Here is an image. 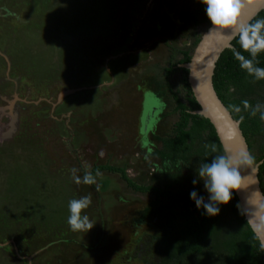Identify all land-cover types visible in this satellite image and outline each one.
<instances>
[{
  "label": "rangeland",
  "instance_id": "374dc122",
  "mask_svg": "<svg viewBox=\"0 0 264 264\" xmlns=\"http://www.w3.org/2000/svg\"><path fill=\"white\" fill-rule=\"evenodd\" d=\"M197 1L0 0V264L163 257L159 222L139 215L150 194L105 170L93 174L94 185L76 184L72 170L82 178L107 163L150 183L160 166L154 135L177 117L167 114L173 105L148 98L151 81L162 78L173 49L176 61L204 31L179 18ZM152 3L167 9L150 11ZM179 77L169 82L183 99ZM89 195L84 214L94 225L74 232L69 201Z\"/></svg>",
  "mask_w": 264,
  "mask_h": 264
},
{
  "label": "trees",
  "instance_id": "16d2710c",
  "mask_svg": "<svg viewBox=\"0 0 264 264\" xmlns=\"http://www.w3.org/2000/svg\"><path fill=\"white\" fill-rule=\"evenodd\" d=\"M197 5L185 15L180 14V21L183 25L195 27L205 24L206 29L211 23L205 11L206 5L200 0ZM261 19H264V9L249 23ZM201 35L194 32L190 48L179 50L181 58L176 61H173L176 50L173 49L168 65L162 70V78L151 81L155 85L156 99L162 106L173 105L165 113H176L177 117L168 132L154 135L159 145L152 154L158 158L160 166L155 167L157 173L151 176L150 183L139 185L126 175L124 167L107 163L95 165L91 173L95 174L97 170L117 172L134 191L154 194V198L139 211L141 220L153 217L161 229L155 246L164 255L153 264H264V250H261L259 240L241 214L234 191L230 202L219 205L220 212L214 216L207 215L203 208L198 209L190 197L195 190L205 198V202L208 201L209 194L204 185L198 187L192 181L194 178L200 180L197 174L200 163H210L213 156L224 153L210 121L194 113L199 104L188 82V69L182 66L189 61ZM236 52L251 58L240 48L235 36L231 47L225 48L218 57L212 82L219 99L232 117L240 122L249 153L255 158V163H259L258 179L264 193V119L260 118V112L251 114L258 104L264 105V80H255L241 69ZM257 60L256 66L264 68V52L258 55ZM176 72L180 75L183 99L169 82Z\"/></svg>",
  "mask_w": 264,
  "mask_h": 264
},
{
  "label": "clouds",
  "instance_id": "9594fccd",
  "mask_svg": "<svg viewBox=\"0 0 264 264\" xmlns=\"http://www.w3.org/2000/svg\"><path fill=\"white\" fill-rule=\"evenodd\" d=\"M200 2L206 5L205 11L212 25L209 32L231 29L238 37L240 48L251 57L247 58L240 52H236L235 56L240 62V68L253 76L255 80H264V68L256 66L258 55L264 52V19L257 20L255 23H243L240 20L245 6L254 4L255 0H200ZM245 106L248 107L247 101ZM236 111L239 109L237 108ZM257 112H260V118L264 119V105L258 104L252 109L251 114L256 115ZM248 168L255 170V158L246 151L233 154L225 150L223 154L213 156L210 163H200L197 174L199 179L203 180L204 188L209 196L208 201L205 202V198L193 190L190 197L196 207L203 208L209 216L219 214V205L228 204L233 198V191L244 187L241 169ZM77 171V169L72 170L76 184L94 185L96 176L100 175L99 170L96 176L90 171H85L81 178L76 175ZM192 183L195 185L198 180L194 178ZM90 204V195L69 201L70 214L67 223L72 231L87 232L93 227L94 224L89 216L84 214V210ZM248 204L250 207L241 208V214L248 216L247 224L260 241L261 250H264V193L254 192L248 199Z\"/></svg>",
  "mask_w": 264,
  "mask_h": 264
},
{
  "label": "water",
  "instance_id": "95a60500",
  "mask_svg": "<svg viewBox=\"0 0 264 264\" xmlns=\"http://www.w3.org/2000/svg\"><path fill=\"white\" fill-rule=\"evenodd\" d=\"M262 9H264V0H255L254 4L246 5L240 17L241 22L249 23ZM211 27L210 23L195 45L189 61L182 64L188 69V82L192 94L199 104V109L195 110L194 113L200 114L210 121L224 152L225 150L233 154L249 152L247 142L239 126V120L232 117L219 99L212 82L215 63L221 52L225 48L231 47L235 33L231 29L209 32ZM258 164L255 163L254 171L251 168L241 169L244 187L234 191L241 208L250 207L248 199L254 192L263 193L258 179ZM244 218L246 221L248 220L247 215H244Z\"/></svg>",
  "mask_w": 264,
  "mask_h": 264
},
{
  "label": "flooded vegetation",
  "instance_id": "af4514ba",
  "mask_svg": "<svg viewBox=\"0 0 264 264\" xmlns=\"http://www.w3.org/2000/svg\"><path fill=\"white\" fill-rule=\"evenodd\" d=\"M155 6H157V7H158V6H161V7H162L161 9H160V8L158 9L161 13H163V12L167 9V8H166L167 6H166L164 3H162V4L152 3V6H151V8H150V11H151L152 8L155 7ZM188 12H189V11H188ZM188 12H186V13H188ZM168 13H169V12H168ZM152 86H154L153 83H152ZM149 94H150L151 97L148 96V98H149L151 101H152V99H154V100L156 99V96H155L154 91L151 90ZM163 108H164V106L161 107V109H163ZM152 111H153V108H152ZM150 112H151V111H150ZM153 112L155 113V110H154ZM156 118H157V116H156ZM158 118H159V115H158ZM157 143H158V142H157ZM157 145H159V144H157ZM136 192H138L139 194H145V195H146V194H147V195L150 194V195L154 198V194L151 193V192H142V191H136ZM148 203H149V202H148Z\"/></svg>",
  "mask_w": 264,
  "mask_h": 264
}]
</instances>
